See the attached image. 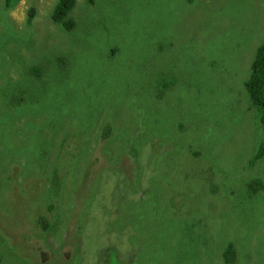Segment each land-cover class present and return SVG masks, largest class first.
I'll use <instances>...</instances> for the list:
<instances>
[{
    "label": "rangeland",
    "instance_id": "obj_1",
    "mask_svg": "<svg viewBox=\"0 0 264 264\" xmlns=\"http://www.w3.org/2000/svg\"><path fill=\"white\" fill-rule=\"evenodd\" d=\"M58 1L0 6V264H264V0Z\"/></svg>",
    "mask_w": 264,
    "mask_h": 264
},
{
    "label": "trees",
    "instance_id": "obj_2",
    "mask_svg": "<svg viewBox=\"0 0 264 264\" xmlns=\"http://www.w3.org/2000/svg\"><path fill=\"white\" fill-rule=\"evenodd\" d=\"M93 3L94 0H87ZM19 0H0V6L3 4L6 8L14 7ZM77 4V0H59L54 12L52 20L55 23H60L66 30H71L75 26V22L71 19L70 13ZM34 17V10L30 11L27 23L31 24ZM34 70V69H33ZM252 101L253 107L256 110L258 122L264 129V41L257 47L254 59L251 65V74L245 84ZM264 156V143L261 145L258 153L252 159L251 163H255L258 159ZM13 161V160H10ZM9 161V162H10ZM258 181L259 180H253ZM256 182V183H258ZM254 190L255 189H250ZM251 195V193H249ZM236 257V247L233 242H229L224 250V259L227 263H233Z\"/></svg>",
    "mask_w": 264,
    "mask_h": 264
}]
</instances>
